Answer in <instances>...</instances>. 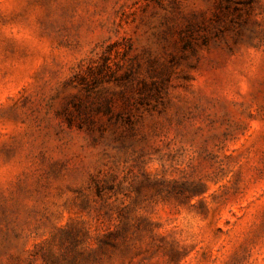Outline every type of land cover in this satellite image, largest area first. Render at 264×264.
<instances>
[{
    "label": "rangeland",
    "instance_id": "1",
    "mask_svg": "<svg viewBox=\"0 0 264 264\" xmlns=\"http://www.w3.org/2000/svg\"><path fill=\"white\" fill-rule=\"evenodd\" d=\"M0 264H264V0H0Z\"/></svg>",
    "mask_w": 264,
    "mask_h": 264
}]
</instances>
